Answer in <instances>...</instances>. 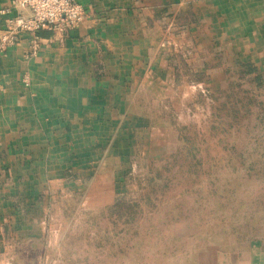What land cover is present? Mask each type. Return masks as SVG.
<instances>
[{"label":"crops","instance_id":"obj_1","mask_svg":"<svg viewBox=\"0 0 264 264\" xmlns=\"http://www.w3.org/2000/svg\"><path fill=\"white\" fill-rule=\"evenodd\" d=\"M78 1L87 12L78 27L42 31L35 53L22 33L0 56L2 258L45 233L60 203L104 192L138 134L155 129L128 103L142 87L173 92L194 80L217 91L231 55L264 69V0ZM12 5L0 0V28L30 14L2 12ZM240 255L220 258L264 264L263 242Z\"/></svg>","mask_w":264,"mask_h":264},{"label":"rangeland","instance_id":"obj_2","mask_svg":"<svg viewBox=\"0 0 264 264\" xmlns=\"http://www.w3.org/2000/svg\"><path fill=\"white\" fill-rule=\"evenodd\" d=\"M233 60L217 91L142 87L128 103L155 129L104 192L60 203L0 264H224L264 244V69Z\"/></svg>","mask_w":264,"mask_h":264},{"label":"built area","instance_id":"obj_3","mask_svg":"<svg viewBox=\"0 0 264 264\" xmlns=\"http://www.w3.org/2000/svg\"><path fill=\"white\" fill-rule=\"evenodd\" d=\"M15 6L28 9L30 14L13 16L7 20L4 28H0V56L18 44L22 33L32 36V53H35L40 46L42 31L60 33L65 27L75 28L87 16L78 0H13V5L2 12L10 14Z\"/></svg>","mask_w":264,"mask_h":264},{"label":"trees","instance_id":"obj_4","mask_svg":"<svg viewBox=\"0 0 264 264\" xmlns=\"http://www.w3.org/2000/svg\"><path fill=\"white\" fill-rule=\"evenodd\" d=\"M245 67H247V69H248L249 71H252V70H253L250 66H245ZM256 79L258 80V79H260V77H257Z\"/></svg>","mask_w":264,"mask_h":264}]
</instances>
